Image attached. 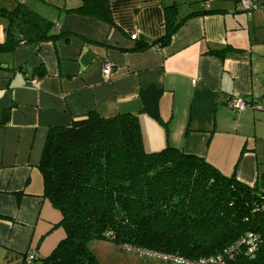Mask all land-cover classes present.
<instances>
[{
	"label": "crops",
	"instance_id": "1",
	"mask_svg": "<svg viewBox=\"0 0 264 264\" xmlns=\"http://www.w3.org/2000/svg\"><path fill=\"white\" fill-rule=\"evenodd\" d=\"M204 1L108 0L110 21L68 11L81 0L4 6L21 3L66 35L0 52V264H31L56 245L46 243L59 217L38 165L49 127L89 111L137 114L146 151L178 148L264 191V0H252L250 14L236 10L238 0H208L212 11L198 13ZM170 5L184 19L169 42L127 50L164 34ZM5 27L0 16V44ZM150 86L161 90L159 120L140 111ZM232 96L246 107L232 111Z\"/></svg>",
	"mask_w": 264,
	"mask_h": 264
},
{
	"label": "trees",
	"instance_id": "2",
	"mask_svg": "<svg viewBox=\"0 0 264 264\" xmlns=\"http://www.w3.org/2000/svg\"><path fill=\"white\" fill-rule=\"evenodd\" d=\"M204 7L198 13L212 11ZM68 11L110 21L108 0H81ZM176 15L177 6H166L164 34L137 38L127 50L166 45L184 19ZM0 16L6 19L0 52L66 35L21 3L0 6ZM160 93L150 86L139 95L140 111L155 120ZM38 168L43 196L59 213L54 225L64 231L38 264H99L92 240L162 260L264 264V191L178 148L146 151L137 114L89 111L68 126L49 127ZM248 234L256 237L253 254L241 242Z\"/></svg>",
	"mask_w": 264,
	"mask_h": 264
},
{
	"label": "rangeland",
	"instance_id": "3",
	"mask_svg": "<svg viewBox=\"0 0 264 264\" xmlns=\"http://www.w3.org/2000/svg\"><path fill=\"white\" fill-rule=\"evenodd\" d=\"M16 0H0V6H9L15 3ZM54 218L59 217V213L52 206H49ZM54 225V224H53ZM64 236V231L61 226L54 225L48 233L49 246H53L54 242H58ZM51 244V245H50ZM56 244V243H55ZM88 247L92 254L96 257L99 264H178V262L170 260H162L153 255H147L137 250H125L121 246H117L112 242L103 240H92L88 243ZM50 248V247H49ZM47 249L46 255L50 252ZM39 261H34L31 264H38Z\"/></svg>",
	"mask_w": 264,
	"mask_h": 264
},
{
	"label": "built area",
	"instance_id": "4",
	"mask_svg": "<svg viewBox=\"0 0 264 264\" xmlns=\"http://www.w3.org/2000/svg\"><path fill=\"white\" fill-rule=\"evenodd\" d=\"M204 4L206 7H208V0L204 1ZM258 8V5L252 1V0H238L237 2V6H236V10L238 11H244L248 14H250L251 12H253L254 10H256ZM111 72V65L109 62H105L104 66H103V70L102 73L104 75L105 78H107L109 76ZM34 82V81H33ZM228 107L234 111H240L243 110L246 107V103H244V100L235 96H232L229 101H228ZM242 243H244L246 245V252L248 254H253L256 248V237L252 234H248L247 236H245L242 240ZM35 257V255L33 253H28L26 256V261L29 262L31 261L33 258ZM162 258H166L165 256H163ZM170 259V258H169ZM174 261L180 263V264H211L210 261L211 259H200L198 261H185L182 259H174ZM213 261V260H212ZM220 262L218 264H221L222 260H219Z\"/></svg>",
	"mask_w": 264,
	"mask_h": 264
}]
</instances>
